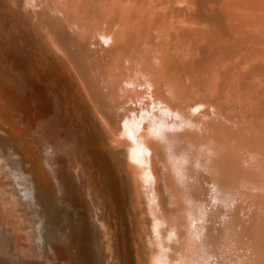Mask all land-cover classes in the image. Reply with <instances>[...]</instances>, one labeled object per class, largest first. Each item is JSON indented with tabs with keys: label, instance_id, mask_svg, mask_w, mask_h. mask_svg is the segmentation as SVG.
Here are the masks:
<instances>
[{
	"label": "bare ground",
	"instance_id": "6f19581e",
	"mask_svg": "<svg viewBox=\"0 0 264 264\" xmlns=\"http://www.w3.org/2000/svg\"><path fill=\"white\" fill-rule=\"evenodd\" d=\"M0 25V264H227L230 230L229 264H264V176L228 152L264 141V0H0ZM170 126L213 139L188 171Z\"/></svg>",
	"mask_w": 264,
	"mask_h": 264
},
{
	"label": "rangeland",
	"instance_id": "374dc122",
	"mask_svg": "<svg viewBox=\"0 0 264 264\" xmlns=\"http://www.w3.org/2000/svg\"><path fill=\"white\" fill-rule=\"evenodd\" d=\"M1 26V25H0ZM13 33V28H12V32H11V30L9 29L8 30V28H6V29H2L1 27H0V41H1V43L3 44V46L2 47H7L6 45H8L7 43L5 44V41L2 39L3 37L4 38H7L8 39V41H9V39H10V37H9V35H11ZM220 35H222V34H220ZM218 37H221V36H219V34L217 35ZM220 43L222 44L223 42L221 41V38H219L218 39V44L220 45ZM221 46V45H220ZM2 47H0V49L2 48ZM21 50V49H20ZM4 51H6L5 49H4ZM83 52H85V54H86V51L84 50ZM4 70H5V68H4ZM19 72V71H18ZM17 72V73H18ZM3 81H6V80H4L3 79ZM44 82L45 83H47V79H45L44 80ZM51 83L52 84V80H49L48 81V83ZM0 84H3V82H1ZM197 104V103H196ZM188 108L189 109H193V104H188ZM204 112H205V110L203 109H198L197 111H194L193 113H192V117H190V119H189V123H193L194 121H196L197 119L195 118V117H200V116H202L203 114H204ZM249 117V116H248ZM190 121H192V122H190ZM197 129H199L197 132H199L200 134H198V133H196V136H197V138H201L202 139V134L203 133H205L206 134V130L207 129H205V127L204 126H201L200 128H197ZM255 130H256V134H250V132H249V134H250V136H251V138H249L248 139V137H249V134H248V137H246L245 135L243 136L242 134H241V136H242V141H243V139H247L248 140V143L250 142V149H251V151H249V152H252V154H250V159H252L251 161H252V163H256L257 164V167H259V171H258V175H257V177L258 178H262V175L264 176V153H263V150H264V147H261V144H263L264 143V141H263V143L261 142V140H259V138L261 139V136H259V134H261L260 133V131H259V127H256L255 128ZM237 131H239L238 129H237ZM240 131H242V132H244L245 131V134L248 132L247 130H243V129H241ZM247 131V132H246ZM259 133V134H258ZM204 134V135H205ZM255 136V137H254ZM199 138V139H200ZM254 138V139H253ZM205 139V138H204ZM244 140V141H245ZM243 141V144H241V145H237V144H235V142L234 141H232L233 142V145H231V147L229 148V150H228V152L229 153H231L230 154V157H231V159L233 160V159H236V163H234L235 164V166L237 165V164H239V168H241L240 166H245L246 168H248V163H250V162H247V161H245V159H246V157H247V153H249L248 152V149L246 148V145H247V142H246V144H245V142ZM204 142L207 144V146H206V148H205V150L207 149V147H208V145L209 144H211L212 142H213V139L211 140H209L208 139V141H206V139L204 140ZM261 142V143H260ZM254 144H260V145H258V147H257V145H255L257 148H255V146H254ZM252 145V146H251ZM241 146V147H240ZM253 147V148H252ZM245 148V149H244ZM253 149V150H252ZM260 149V150H259ZM225 150V149H224ZM255 150H257V151H255ZM220 151H222V152H224L223 150H220ZM225 152L226 153H228L227 152V149L225 150ZM255 152V153H254ZM88 153V152H87ZM220 154H223V153H220ZM234 154V155H233ZM249 155V154H248ZM233 156H234V158H233ZM252 156H255V158L254 157H252ZM259 156V157H258ZM258 157V158H257ZM117 160V159H116ZM256 161V162H255ZM258 161H260V162H258ZM233 162H235V160H233ZM263 162V163H262ZM117 165H118V162L116 161L115 162ZM258 163H259V165H258ZM110 166H111V164H106L104 167H103V175H102V177H101V180H100V182H102L103 180V182H107V178H106V176L108 177V178H110V176H111V174H110ZM244 167V168H245ZM241 170H242V168H241ZM238 171H239V169H238ZM263 172V173H262ZM103 179V180H102ZM238 179V178H237ZM105 186L106 187H109L108 186V184H106L105 183ZM218 188L219 187H216V186H214V185H209V189H208V191H209V195H210V197H208V196H206V198H207V200H205V202H203V204H205V206H207L210 210H212L213 211V208L215 207V205H218V204H216V202H211L210 203V200H214L215 201V199H213V197L214 196H216V194H215V191L217 192V193H220V191L221 190H223L222 188H221V190L219 189L218 190ZM226 192V191H225ZM136 211V210H135ZM230 211V210H229ZM142 212H143V214L142 213H140V211H139V215H143V217L146 219V221H149V219H147L148 218V214L147 213H144V210H142ZM215 213V212H214ZM147 214V215H146ZM212 214H213V212H212ZM147 216V217H146ZM211 216H213V215H211ZM215 216H218V215H216L215 214ZM143 217L141 216V218H142V221H141V225H143L142 227H146V229H147V227H148V225H149V222L147 223L146 221H144V219H143ZM220 217V218H219ZM224 221H225V213H223V210H220V214H219V216H218V220H217V224L219 225L220 224V222L222 223V225H221V228L223 227V224H224ZM204 223V224H203ZM217 225V226H218ZM200 226V228L203 230V232H205V234L208 236V237H210V236H212L213 234H214V237L216 236V225L215 226H213V221H212V219L211 218H209L207 221L205 220V221H200V223L198 224V226L197 227H199ZM138 230V229H137ZM139 230H140V228H139ZM138 230V231H139ZM214 230V231H213ZM131 231H133L132 233H134V229H131ZM137 231V232H138ZM231 231L232 230H230L229 232H227V234H226V237L224 236V240L222 241V242H220V247H219V251H220V249H221V251H220V253L221 254H223L224 255V262L225 263H227V264H229V263H231L234 259L232 258V256L231 255H233V247H234V244H231V241H232V239H231V237H230V234H231ZM229 235V236H228ZM130 235L129 234H125L124 235V239L122 240L123 242H124V244L126 245V246H128L129 244H130V237H129ZM148 237V236H147ZM227 237H230V238H227ZM148 239V238H147ZM211 239V238H210ZM228 239V240H227ZM231 239V241H229ZM227 240V241H226ZM226 242V243H225ZM222 243V244H221ZM103 246V245H102ZM223 247V248H222ZM230 247V248H229ZM228 248V249H227ZM232 249V250H231ZM223 250V251H222ZM227 252H225V251ZM230 251H232V252H230ZM225 252V253H224ZM230 255H229V254ZM230 258V259H229ZM110 260V258H107L106 260H105V262H108ZM229 260V261H228ZM209 262V261H208ZM207 262V263H208ZM206 263V264H207ZM205 264V263H204Z\"/></svg>",
	"mask_w": 264,
	"mask_h": 264
},
{
	"label": "water",
	"instance_id": "95a60500",
	"mask_svg": "<svg viewBox=\"0 0 264 264\" xmlns=\"http://www.w3.org/2000/svg\"><path fill=\"white\" fill-rule=\"evenodd\" d=\"M53 83V82H52ZM158 115V117H157ZM161 116V113H156V117L159 119ZM154 116V118H156ZM158 122V120H157ZM157 126V125H156ZM159 131L155 135L157 140V146L165 151V153L171 154L172 152L179 151L181 153V164H183V167L185 165L186 170L188 171L189 168L193 167L195 155L199 150H205V146L200 143L199 138H195L197 130L188 129L183 126H170V128H158ZM197 139V140H196ZM185 147V149H184ZM193 161V163H192ZM7 171L3 172V176H7ZM192 172V169H191ZM5 189V188H4ZM7 190H3V193H6ZM191 196H194L192 192L185 195V198L183 197L181 202V207L184 203H186V208H182L185 210V215L188 218L192 217V211L193 207L191 205H194L193 202H196L191 198ZM195 197V196H194ZM188 205H190L188 207Z\"/></svg>",
	"mask_w": 264,
	"mask_h": 264
}]
</instances>
